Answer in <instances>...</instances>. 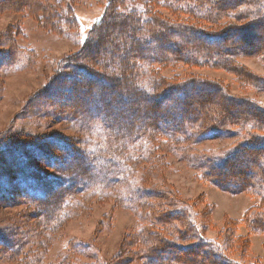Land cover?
Returning a JSON list of instances; mask_svg holds the SVG:
<instances>
[{
  "label": "rangeland",
  "instance_id": "obj_1",
  "mask_svg": "<svg viewBox=\"0 0 264 264\" xmlns=\"http://www.w3.org/2000/svg\"><path fill=\"white\" fill-rule=\"evenodd\" d=\"M45 1L44 4L54 2L55 7L63 11L68 9L64 23L72 18L75 24L71 29L64 31L57 27V30H51L50 26H54L56 21L52 19L55 22L44 23L45 20L40 18L42 11L31 15L28 9L17 10L13 4L4 3L5 0L0 5V195L16 193L13 183L17 176L10 160V155L14 154L29 168L41 170L64 185L72 186L60 188L63 189L59 191L62 196L53 206L60 220L54 225H50L42 214L43 206L50 201L49 196L42 197L40 202L30 201L24 196L26 199L19 198L11 205L0 201V235L10 249H0V264H145L138 256L153 248L161 237H166L167 245L173 244L187 251L195 248L193 252L200 248L197 247L199 243L204 244L207 240L210 250L217 248L232 264H264V187L263 191L258 188V183H254L256 177L251 185L244 187L243 192L233 194L207 181V169L200 168L206 166L205 163L216 164L233 157L236 150L251 138L264 139V128H252L249 122L254 119L244 122L239 118L234 125L226 122L222 128L225 135L200 140L198 136L204 132L202 120L193 125L194 115L190 126H184V120L179 122L172 117L175 112L179 116L181 114L176 104L183 105L192 98L175 96L172 102L163 105L157 116L161 121L172 117L171 121L182 127L186 138L193 136L187 148L181 137L169 139V136L158 134V125L162 122L154 121L150 123L153 125L149 130L141 131L147 126L146 104H143L144 110L141 101L132 105L123 96L110 95L108 101L114 102L113 113H117L119 108L127 112L131 106L139 107V117H130V120L142 126L134 137L117 136L112 139L104 129L107 127L105 113L103 117L96 115L98 109L106 112L107 105L96 102L93 96L85 93V88L100 87L103 81L88 79L77 67L83 64L87 68L92 67L96 73L105 72L96 67L92 59L94 64L88 61L87 66L79 54L85 50V40L103 16L107 0ZM156 1V6L151 8L159 13L152 12V16L160 21L183 20V17L172 16L163 0ZM138 3H128L125 11L130 13L135 7L140 9L139 4L142 3ZM125 11L122 12L124 16ZM140 13L136 14L135 22L143 25L148 18ZM246 18L225 16L216 22L198 21L195 25L207 34L218 35L224 34L228 26L230 29L247 26L250 20ZM228 36L232 37L231 33ZM235 38L232 37L227 44L235 42ZM173 40L172 37L166 42ZM261 40L256 45L260 46L261 42L264 47ZM201 44V47L212 51L218 48L213 44ZM237 46L249 48L242 43ZM244 51L235 50V56L230 53L222 57L227 60L225 64L212 66L208 63L198 66L197 61L194 66L183 63L164 67L158 64L143 66L146 61L134 60L132 74L136 76L127 81L139 82L138 88H148L160 79L168 85L192 77L199 78L220 84L225 93L218 91L219 101L230 100L234 108L241 102L254 108L264 107V87L258 84V79L264 80V50L253 55ZM78 88H81L80 92ZM72 94L81 97L84 103L81 112H87L85 117L74 115V101L78 98L65 101ZM45 102H51L52 106ZM152 105L157 106V103ZM169 110L174 112L167 117L162 115ZM203 113L208 127L218 124L212 122L217 118L213 112ZM123 122L120 121L119 126H128L127 121ZM137 136L142 137L136 141ZM151 136L154 138L152 141ZM55 140L75 151L88 153L97 164H101L105 157L115 158L111 163L102 162L101 165H126V180L120 177L103 185L90 183L75 173L53 169V163L38 154L40 150H47L63 163L67 155L58 151ZM128 156L133 157L132 161L128 162ZM74 159L76 164L79 157L76 155ZM85 163L95 170L90 159ZM257 168L253 172L259 174ZM128 187L134 195L137 189L155 190L163 192L165 198L139 197L136 205H132L130 198L122 197ZM24 193L27 196L31 194L25 190ZM0 199L3 198L0 196ZM183 209L194 217L200 228V239L203 238L204 242L194 240L193 234H199L186 228L187 217L178 214ZM174 215H178L180 223L172 221ZM182 254L188 253L183 251L178 256ZM205 257L210 259L211 255ZM182 258L190 260V257ZM199 259L201 264H209V260Z\"/></svg>",
  "mask_w": 264,
  "mask_h": 264
},
{
  "label": "trees",
  "instance_id": "obj_2",
  "mask_svg": "<svg viewBox=\"0 0 264 264\" xmlns=\"http://www.w3.org/2000/svg\"><path fill=\"white\" fill-rule=\"evenodd\" d=\"M1 1L3 0H0V5ZM221 1L222 0H163V3L165 5L167 4L171 10L172 16H175L178 19L183 17V20L181 19L179 21H160L157 17L152 16V12H155L156 14L159 13L157 10L151 8L156 6V0L106 1L107 6L103 11V16L99 19L92 31L91 35L93 36L89 35V38L85 40V50L79 54V57H83V62L87 64V66L89 63L88 61L91 63L94 61L95 66L105 72L96 73L92 71V67L89 68L88 66L87 68L83 66V64L77 65V67L80 68L79 70L86 77H88V79L91 80V78H93L103 81V83L99 82L101 83L100 87L85 88V93L93 96V100L96 102L101 104L105 103L107 105L108 110H106V112L98 109L99 112H97L96 115L103 117L102 114L105 113L104 122L107 124V127L104 129L108 132L112 139L117 136H119V138L125 136L134 137L137 135V130L141 129L142 126H139L136 122H132V119L130 120V117L133 119L139 117V107L131 106L130 109H126L127 112L122 109L120 111L119 108L116 110L118 111L117 113H113L112 108L114 102L108 101L110 95L123 96L126 100L131 101V103H133L132 105H136L141 101V108L144 109L147 107L148 110V112L144 113L146 116L145 125L147 124V126L141 129V131L143 132L145 129L149 130V127L153 125L150 123L154 121H157L158 124L162 122V127L161 125H158L160 130L158 134L160 133V136L161 134L163 136H169V139L170 137H181L187 143V148L189 147L190 142L192 143L193 136H188L186 138V134L182 127L180 128L179 124L174 125V122L171 121L173 118H177L179 122L184 120V126H190L194 115L196 119L193 121V125L198 120H202L203 124H201V128H203L204 132L199 134L198 137H200V140L203 138H212L216 135L220 137L225 135L222 128L226 126V122H229L230 125L231 123L234 125L238 122L239 118H242L241 121L244 122L254 119L249 122L252 128H264V107L258 106L255 107V109L253 106L241 102L234 108V105L230 100H228V102L231 103L219 101L218 91L225 93V90L216 82L211 83L207 80L199 78L195 79L192 77L190 79L182 80L181 82H173L166 85L164 84V81L160 79L159 82L154 83L153 87L138 88L139 82H135L136 84H133L132 82L127 81L136 76V74H132L134 69L132 62L134 60L146 61L147 63L143 66H150V64H158L161 67L177 66L179 65L177 63L194 66V62L196 61L198 66H205V63L212 66L225 64L227 60H223L222 57L230 53L235 56V50H247L252 55L264 50L261 42L259 43L260 46L256 45L261 39H263L261 40L262 42L264 41V0H223V2L220 3ZM45 2H47V0ZM135 2L142 3H138L140 9L139 7L136 8L134 6L137 10L132 9L130 13L126 12L125 9L128 10V3L132 5ZM4 3H8L10 5L13 4V8L17 10L28 9L31 15H35L36 13L40 14L42 11L40 18L45 20L44 23L56 21L54 26H50L51 30H57L58 27L60 30L65 31L66 28L71 29L75 24V21L72 22V18L64 23L65 14L68 9L65 11L58 9L55 7L54 2H47V4H44V0H5ZM124 11L126 16L122 13ZM139 13L148 18L145 20L143 25L135 22L136 14ZM234 15L239 19L247 17L246 19L249 18L250 23L241 29H230V26H228L223 31L224 34L221 33L218 35L207 34L205 31L201 30V28L197 29L195 25L198 21L216 22L219 18L222 19L225 16L233 17ZM116 17H119V19ZM52 19H55V21ZM257 29L261 32H257ZM252 30L253 32H251ZM230 33L232 37H236L237 40L228 45V40L232 38L228 36ZM172 37L174 39L173 41L166 42L167 39ZM215 41H219V44H213ZM237 42L246 44L249 48L243 46L239 47L237 46ZM201 43L213 44L214 46H218V48L214 51L208 47L205 49L201 47ZM202 49L204 52H200ZM137 78L138 80L140 79L139 76H137ZM258 84L264 87V80L258 79ZM162 88L165 89L161 91L160 89ZM80 89L81 88H78L77 91ZM214 93L217 94L214 95ZM219 95L221 94L219 93ZM175 96L192 98L188 101V103H184L180 106L177 104L175 105L177 110H179L183 116L181 114L179 116V114L175 112L172 116L173 118H164L162 121L159 120L161 117L157 116V112L159 113V111L163 108V105L172 102ZM76 98L78 97L72 94L67 97L65 101L71 102ZM45 103L52 106V104H50L51 102ZM155 103H157V106L152 105ZM83 104L84 103L81 100V97L74 101V115L81 114L83 117L87 115L86 111L83 110L81 112L84 106ZM143 104H146V107L143 108ZM115 108L117 109V107ZM202 109L209 114L213 112L217 118L212 122L218 123L216 126L212 128L208 127L209 123L204 118ZM153 111H155V113H152ZM173 112L174 111L169 110L166 112L167 115L166 113L162 115L167 117ZM183 117H185V119H183ZM120 121L122 123H124L123 121H127L128 126H119ZM140 137L142 136H137L135 138L136 141L139 140L138 138ZM153 139L154 138L151 136L150 140L152 141ZM147 140H149V138H147ZM54 142L58 151L64 152L67 155L63 163L58 161L54 156L47 152V150H40L38 154L39 157L42 156V158H46V160L48 159L52 162L54 166L53 169H56L57 171L64 170L65 172L75 173L81 178H84V180H90V183H101L103 185L112 183L115 179H119L120 177L126 180V165H101L103 163L109 164L112 162L111 160H116L115 158L105 157L106 159L101 160L103 163H98V165L94 161L93 157H91L88 153L75 151L69 145H66L58 140H55ZM171 142L173 141L171 140ZM14 155L15 156L10 155V160L13 161L10 163L16 171L17 179L13 183L16 193L7 192L5 194L4 192L0 195L3 198L0 199V201L2 204L6 205L7 203H10L11 205L19 198H29L30 201L40 202L42 197L49 196V203L51 204L47 203L43 206L42 214L44 219L49 220L50 225L56 224L60 220V217L57 212L53 210V206L59 200V197L62 196L59 191L63 189L60 188L66 189L72 186V184L64 185L63 182L52 178V176H47V174L41 170L34 168L31 169L27 163H24L16 157V154ZM76 155L79 159H77L76 164H74V158ZM88 158L95 166V170H91L90 167L86 165L85 162H89ZM127 159L128 162H130L133 157L128 156ZM205 164L206 166H200V168L207 169L205 172L207 181L210 180L222 190L229 191L233 194L241 193L243 192L244 187L247 184L251 185V181L255 180L257 177V181L254 183H258V188L263 191L264 139H259V137L251 138L249 141L245 142L241 148L236 150V154L233 157L216 164ZM88 168L89 173H87L88 171L86 170ZM256 168L259 171V174L253 172ZM25 186H28V189H24ZM24 190L29 191L31 194L27 196V194L24 193ZM134 193L135 195L128 187L122 197L126 196L130 198L129 200L132 205H136L139 197L143 199L165 198L163 192L155 190L144 191L143 189H137ZM44 200L47 201L46 199ZM183 210H180L178 214H180V216L187 217L188 224L186 228H190L193 232L196 231L199 234H193L192 237L194 240L204 242L205 240L203 238L202 240L200 239L202 237L199 233L200 228L197 222H195L194 217H192L190 213H187V209ZM174 216L176 217L173 218ZM174 216L172 217V221H178L180 223L181 219L177 217L178 215ZM1 237L2 235H0V249H3V247H7V244ZM165 239L166 237H161L160 240L157 239V244H154L153 248L151 247L150 249L143 251L141 256H138V258L141 257L145 264H201L199 258L202 260H209V264H232L229 260H226L223 255H221L222 253H220L217 248L214 247L210 250L209 248H211V246L206 244L208 243L207 240L204 244L199 243L197 247L200 248L193 252V249L195 248L187 251V249L184 248L183 250L173 244L167 245L165 244ZM202 247L205 249H202ZM183 251H186L188 254L178 256V254H181ZM207 255H211L210 259L209 257H205ZM183 256H186L187 258L190 257V260H184V258H182ZM213 256L215 259H212ZM180 257L182 259H180Z\"/></svg>",
  "mask_w": 264,
  "mask_h": 264
}]
</instances>
